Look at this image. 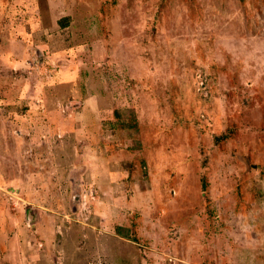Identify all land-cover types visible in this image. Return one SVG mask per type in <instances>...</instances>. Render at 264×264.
Instances as JSON below:
<instances>
[{"label":"rangeland","instance_id":"374dc122","mask_svg":"<svg viewBox=\"0 0 264 264\" xmlns=\"http://www.w3.org/2000/svg\"><path fill=\"white\" fill-rule=\"evenodd\" d=\"M0 264H264V0H0Z\"/></svg>","mask_w":264,"mask_h":264}]
</instances>
